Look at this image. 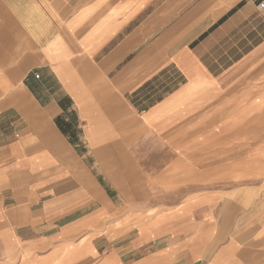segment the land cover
Listing matches in <instances>:
<instances>
[{
    "label": "crops",
    "instance_id": "obj_1",
    "mask_svg": "<svg viewBox=\"0 0 264 264\" xmlns=\"http://www.w3.org/2000/svg\"><path fill=\"white\" fill-rule=\"evenodd\" d=\"M258 2L0 0V264H264Z\"/></svg>",
    "mask_w": 264,
    "mask_h": 264
},
{
    "label": "built area",
    "instance_id": "obj_2",
    "mask_svg": "<svg viewBox=\"0 0 264 264\" xmlns=\"http://www.w3.org/2000/svg\"><path fill=\"white\" fill-rule=\"evenodd\" d=\"M257 8L259 11L264 12V0H259Z\"/></svg>",
    "mask_w": 264,
    "mask_h": 264
},
{
    "label": "rangeland",
    "instance_id": "obj_3",
    "mask_svg": "<svg viewBox=\"0 0 264 264\" xmlns=\"http://www.w3.org/2000/svg\"><path fill=\"white\" fill-rule=\"evenodd\" d=\"M220 227H221V229H222V227H227V225H220ZM215 232V231H214ZM220 232L222 233V230H220ZM221 238H222V236H221Z\"/></svg>",
    "mask_w": 264,
    "mask_h": 264
}]
</instances>
